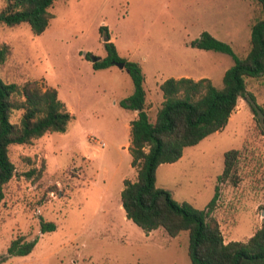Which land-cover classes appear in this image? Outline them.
Segmentation results:
<instances>
[{
  "label": "rangeland",
  "instance_id": "obj_1",
  "mask_svg": "<svg viewBox=\"0 0 264 264\" xmlns=\"http://www.w3.org/2000/svg\"><path fill=\"white\" fill-rule=\"evenodd\" d=\"M6 0H0V10ZM256 0H57L55 17L41 35L21 24L0 23V45L12 46L1 71L7 82L38 80L56 88L72 114L67 132H53L32 144L12 145L16 175L0 203V264H192L189 231L176 236L164 228L146 231L126 215L121 202L124 180L137 179L129 151L130 117L120 100L135 89L130 73L116 64L95 69L91 56L107 55V25L121 57L137 61L145 74L147 110L155 119L168 77H209L222 87L231 55L192 46L203 31L228 42L239 57L250 49ZM89 55V57L86 56ZM264 104V74L247 79ZM20 112H15L17 119ZM239 150V181L218 182L225 153ZM45 170L39 180L24 175ZM157 185L179 202L205 208L219 185L213 216L226 242L245 241L264 220V133L247 98H240L227 125L188 146L174 163L161 164ZM41 219L57 228L41 231ZM19 235L38 239L29 255L9 251Z\"/></svg>",
  "mask_w": 264,
  "mask_h": 264
},
{
  "label": "trees",
  "instance_id": "obj_2",
  "mask_svg": "<svg viewBox=\"0 0 264 264\" xmlns=\"http://www.w3.org/2000/svg\"><path fill=\"white\" fill-rule=\"evenodd\" d=\"M57 0H6L0 10V23L17 27L27 23L34 35H41L55 17L51 8ZM259 13L251 24L250 49L245 57H239L233 47L208 31H203L192 46L231 55L235 63L223 75L222 87L209 77L195 79L188 76L168 77L160 88L164 100L155 119L147 110L148 93L145 74L139 62L121 57L109 35L107 25L100 27L107 55L93 62L95 69L109 67L114 61L125 62V69L134 83L131 95L120 100L126 109L138 111L131 121L129 151L132 167L137 168V179L124 180L121 202L126 215L146 231L164 228L176 236L189 231L188 254L192 264H264V220L261 226L245 241L226 242L220 223L213 216L219 197V185L205 208H197L189 202H179L169 189L157 185V170L161 164L174 163L182 158L188 146L198 144L207 136L223 129L237 109L240 98H247L254 118L264 133V104L257 103L248 90L247 79L264 74V0H256ZM12 55L9 43L0 45V203L5 189L16 175L17 167L11 158L12 145L32 144L46 134L67 132L72 114L58 97L56 88L43 89L38 80L7 82L1 71ZM89 57L88 54H86ZM20 112L15 120L13 115ZM238 149L225 153V166L218 182L239 181L237 173ZM45 170L32 167L24 173L39 180ZM41 231L57 228L53 221L41 219ZM38 242L19 235L11 241L12 254L29 255Z\"/></svg>",
  "mask_w": 264,
  "mask_h": 264
},
{
  "label": "water",
  "instance_id": "obj_3",
  "mask_svg": "<svg viewBox=\"0 0 264 264\" xmlns=\"http://www.w3.org/2000/svg\"><path fill=\"white\" fill-rule=\"evenodd\" d=\"M108 38H105V41H107ZM102 58L100 56H91V60L92 62H96V61H99L101 60ZM114 63L119 66L120 68H125V62H121V61H114Z\"/></svg>",
  "mask_w": 264,
  "mask_h": 264
},
{
  "label": "crops",
  "instance_id": "obj_4",
  "mask_svg": "<svg viewBox=\"0 0 264 264\" xmlns=\"http://www.w3.org/2000/svg\"><path fill=\"white\" fill-rule=\"evenodd\" d=\"M138 116V111H134V113L127 118L128 121H132L133 119H135ZM184 156V155H183ZM182 156V157H183Z\"/></svg>",
  "mask_w": 264,
  "mask_h": 264
}]
</instances>
